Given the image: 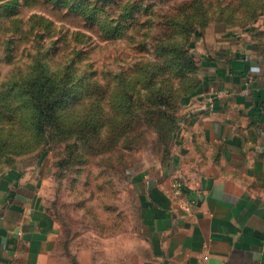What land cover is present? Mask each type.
<instances>
[{
    "label": "rangeland",
    "instance_id": "1",
    "mask_svg": "<svg viewBox=\"0 0 264 264\" xmlns=\"http://www.w3.org/2000/svg\"><path fill=\"white\" fill-rule=\"evenodd\" d=\"M263 16L264 0H0V177L36 165L46 211L74 264H116L118 252L132 251L133 177L166 161L182 121L181 98L157 124L178 120L166 149L153 117L139 109L133 125L125 116L119 127L118 113L129 106L123 92L135 91L134 105L152 87L168 86L169 63L183 52L195 64L189 78L199 82L200 54L243 38ZM34 66L75 86L65 102L66 139L33 133L17 88Z\"/></svg>",
    "mask_w": 264,
    "mask_h": 264
},
{
    "label": "crops",
    "instance_id": "2",
    "mask_svg": "<svg viewBox=\"0 0 264 264\" xmlns=\"http://www.w3.org/2000/svg\"><path fill=\"white\" fill-rule=\"evenodd\" d=\"M255 29L200 54L170 156L133 177L139 231L116 264H264V16ZM41 176L27 164L0 177V264H74Z\"/></svg>",
    "mask_w": 264,
    "mask_h": 264
},
{
    "label": "trees",
    "instance_id": "3",
    "mask_svg": "<svg viewBox=\"0 0 264 264\" xmlns=\"http://www.w3.org/2000/svg\"><path fill=\"white\" fill-rule=\"evenodd\" d=\"M56 4L60 0H53ZM92 5V4H91ZM70 5L71 10L75 7ZM73 8V9H72ZM90 14L95 11V6L87 10ZM88 13L85 15L87 16ZM175 63H169L172 67V76L169 79V85L164 87H152L154 91L147 92L145 99L136 102L133 105L131 102V95L134 94L133 89L130 92H123L129 99V106H123L122 113H118L116 120L119 127L125 128V116L129 118L130 126L133 125L134 120H138V115L133 114L139 109L140 113H144L148 120L153 117L151 124L158 131V134L165 143V149L168 142L171 140L172 131L176 128L178 120L169 116L170 126L167 128H159L157 124L164 118L169 111L178 106L180 99L186 100L192 97L199 86L196 80L191 81L189 74L194 69V63L191 57H188L183 52L182 56H177ZM40 69L34 66L33 72L30 76L18 85L17 91L24 99V106L29 113V122L33 133L42 138L66 139L69 137L70 129L68 128V121L63 118L66 113L65 102L74 93V85L68 82V75L64 74L59 77L52 75L43 76ZM149 72V71H147ZM190 72V73H188ZM153 75V74H152ZM145 82L149 81V76L146 75ZM153 79H151L152 81ZM182 83V84H181ZM135 89V87L133 86ZM182 88V91H181ZM77 125L81 126V122L77 121ZM167 158V157H166Z\"/></svg>",
    "mask_w": 264,
    "mask_h": 264
},
{
    "label": "built area",
    "instance_id": "4",
    "mask_svg": "<svg viewBox=\"0 0 264 264\" xmlns=\"http://www.w3.org/2000/svg\"><path fill=\"white\" fill-rule=\"evenodd\" d=\"M251 71H257V68H256V67H252V68H251ZM221 93L225 94L224 91H222ZM173 187H174V189L176 190V192H178V191H181V187H182V185H181V183L177 182V183L174 184ZM207 260H208V256H207V255H203V257H202V261H203V262H206Z\"/></svg>",
    "mask_w": 264,
    "mask_h": 264
}]
</instances>
